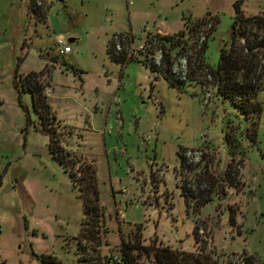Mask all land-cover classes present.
Wrapping results in <instances>:
<instances>
[{
	"label": "rangeland",
	"instance_id": "rangeland-1",
	"mask_svg": "<svg viewBox=\"0 0 264 264\" xmlns=\"http://www.w3.org/2000/svg\"><path fill=\"white\" fill-rule=\"evenodd\" d=\"M41 1L0 0V264H106L123 240L264 264V27L248 28L250 62L235 75L262 83L256 117L216 96L210 73L230 50L237 4L264 18V0ZM181 31L182 88L107 51L114 35L138 45L148 33ZM60 40L69 55H58ZM26 76L50 114L16 87ZM187 150L197 164L183 165ZM87 167L98 180L96 213L80 183L90 187Z\"/></svg>",
	"mask_w": 264,
	"mask_h": 264
},
{
	"label": "trees",
	"instance_id": "trees-1",
	"mask_svg": "<svg viewBox=\"0 0 264 264\" xmlns=\"http://www.w3.org/2000/svg\"><path fill=\"white\" fill-rule=\"evenodd\" d=\"M31 7L36 13L40 14V16L44 17L46 15V12H38L35 6L31 5ZM236 10L237 16L232 25V39L230 44V50H227L226 46L221 48L218 63L215 67H211L210 73H212L211 77L213 80V86L217 90L216 96L224 100L230 101L231 104L236 107V109L241 112L246 119H249L252 116L256 117V115L259 113L260 106L255 99L257 96V92L262 88V83H259L257 85V81H255L253 86L248 83L247 78L249 75L242 79V81H239L235 77V75L239 71L245 69L247 70V66L250 62L245 59L242 53H245V49H248L247 46L246 48L245 46H241L242 39H244L247 30L250 27H254L261 30L264 27V18L260 16L245 17L241 13L240 4H237ZM119 35L126 36L127 39H129L130 41H135L133 34L122 33ZM186 37L187 35L185 31H181L177 34L172 35L148 33V36L146 38L148 54L153 55L158 50H161L163 53L162 60L160 62V65H157L152 62V59L144 61L142 60L146 67L160 74V76H162L166 81H168L171 86H177L178 88L185 87L187 83L185 81H175L172 78L171 72L175 61L178 59L176 55L181 54V52H184V50H187L188 43ZM262 40V42H264V38ZM239 47L240 49H238ZM107 51L113 61L121 63L123 65L128 62L125 51H122L120 53L116 52L113 37L108 43ZM174 52L175 55H173ZM17 79L18 74H16L15 76V80ZM19 83L24 84V87H27L29 90L32 91L36 108L42 111V116H45V114L49 113V110L45 109V107H47V104H45L44 102L45 97H42V95L38 92L37 87L33 85V81L30 80V77L27 78L26 76L24 80L20 79L19 81H16L17 88L19 87ZM52 117H54V115ZM53 148H55L56 150L57 146L55 145L53 146ZM63 158L65 157L63 156ZM60 160L62 161V163H65L63 159ZM87 168L88 169L87 171H85V173L86 176L90 177V187H83L82 180H80V183L82 185L83 197L85 198L86 211H88L89 213L94 211L93 213H96L97 210H99V198L97 191L98 180L96 177V171L92 169V167ZM73 176L76 177V174L73 173ZM78 180L79 179L76 178V181ZM184 188L186 189L185 186ZM194 233L195 235L197 234V229L194 230ZM134 242L130 241L128 243H125L124 240L122 241L121 250L118 255L121 258V263L119 264H138V259L142 256L146 257L149 264H225L224 261L221 262L222 256H217L211 251L207 252L205 250H201L196 252H188L179 248H173L170 246H156L154 244L147 247H142L141 245H139V241L137 243ZM136 251H138L137 254H135ZM112 257L114 256L112 255ZM112 257L106 258V264H111L110 260ZM229 264L233 263L231 262ZM239 264L263 263L257 261L254 256H247L243 253L242 262Z\"/></svg>",
	"mask_w": 264,
	"mask_h": 264
},
{
	"label": "built area",
	"instance_id": "built-area-1",
	"mask_svg": "<svg viewBox=\"0 0 264 264\" xmlns=\"http://www.w3.org/2000/svg\"><path fill=\"white\" fill-rule=\"evenodd\" d=\"M38 7L42 6V1L38 0L37 2ZM113 40L115 42V50L117 53H120L122 51H125L126 55H127V59L128 61L131 60H148V59H152V62H154L157 65H160L161 59H158L155 56H152L148 54V49H147V45H146V41L143 44H138L136 43V41L132 40L130 41L129 39H127L126 36H120L118 35H114L113 36ZM57 50H58V55L61 57L67 56L72 52V48L71 46L64 40H60L57 43ZM162 53V52H160ZM161 58V57H160ZM179 60H182L180 62V65L178 63ZM188 71H189V65H188V61H187V57L184 56L182 59H177L175 61V64L172 67V78L175 81H186L188 79ZM191 151L187 150L182 154V160L183 161V165L186 166H190L191 163L197 164L192 157H191ZM118 219H124V214L121 212H118ZM202 233V231H200ZM111 264H119L121 263V258L119 256H114L111 258L110 260ZM233 264H239V257H236L233 261Z\"/></svg>",
	"mask_w": 264,
	"mask_h": 264
},
{
	"label": "crops",
	"instance_id": "crops-1",
	"mask_svg": "<svg viewBox=\"0 0 264 264\" xmlns=\"http://www.w3.org/2000/svg\"><path fill=\"white\" fill-rule=\"evenodd\" d=\"M74 40L73 39H71V42H73Z\"/></svg>",
	"mask_w": 264,
	"mask_h": 264
}]
</instances>
